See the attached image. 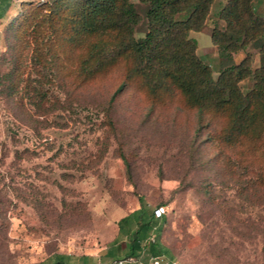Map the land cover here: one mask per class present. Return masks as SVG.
Listing matches in <instances>:
<instances>
[{
    "label": "rangeland",
    "instance_id": "1",
    "mask_svg": "<svg viewBox=\"0 0 264 264\" xmlns=\"http://www.w3.org/2000/svg\"><path fill=\"white\" fill-rule=\"evenodd\" d=\"M39 1L53 0L0 1V264L53 254L105 264L117 235L123 245L117 221L138 196L163 207L161 242L180 264H264V135L228 144L224 115L199 117L175 89L151 95L139 76L110 101L130 65L120 60L85 80L78 66L87 43L56 40L58 61L38 72L30 50L8 36L22 4ZM130 1L143 16L144 5ZM226 2L214 0L204 27L189 32L214 77L225 63L210 34L224 27ZM252 8L264 17V0ZM144 29L143 20L135 37Z\"/></svg>",
    "mask_w": 264,
    "mask_h": 264
},
{
    "label": "trees",
    "instance_id": "2",
    "mask_svg": "<svg viewBox=\"0 0 264 264\" xmlns=\"http://www.w3.org/2000/svg\"><path fill=\"white\" fill-rule=\"evenodd\" d=\"M252 1L227 0L219 11L224 27H213L210 38L225 64L216 77L189 37V32L204 27L214 0H138L145 8L143 16L130 0L26 2L17 11V23L8 37L30 50L27 57L38 72L48 60L58 61L59 51L52 45L56 40L87 43L78 66L85 80L125 60L129 69L110 101L123 91L128 79L139 76L151 95L175 89L186 105L196 108L199 117L204 112L224 115L221 138L235 144L264 135V17L253 11ZM143 20V35L135 37V27ZM15 46L7 45L10 50ZM250 49L259 55L260 64L255 68ZM239 51L244 57L232 64L233 54ZM248 78L253 84L245 92L241 82ZM162 223V217H156L154 209L138 196V206L117 221L123 245L117 235L101 254L108 260L105 264H117L114 261L121 259L146 262L152 256L176 260L161 242ZM80 258L81 262L72 263L66 255L53 254L40 264L92 263L89 256Z\"/></svg>",
    "mask_w": 264,
    "mask_h": 264
},
{
    "label": "built area",
    "instance_id": "3",
    "mask_svg": "<svg viewBox=\"0 0 264 264\" xmlns=\"http://www.w3.org/2000/svg\"><path fill=\"white\" fill-rule=\"evenodd\" d=\"M162 213H163L162 206L156 207L154 209V214L156 217L161 216ZM124 262L125 260H122V259L115 261V263L117 264H123ZM142 264H180V263L176 260L165 259L163 256H152L146 262H143Z\"/></svg>",
    "mask_w": 264,
    "mask_h": 264
},
{
    "label": "crops",
    "instance_id": "4",
    "mask_svg": "<svg viewBox=\"0 0 264 264\" xmlns=\"http://www.w3.org/2000/svg\"><path fill=\"white\" fill-rule=\"evenodd\" d=\"M99 259V258H98ZM99 262V261H98ZM144 261L141 259H130V260H125L124 264H142Z\"/></svg>",
    "mask_w": 264,
    "mask_h": 264
}]
</instances>
